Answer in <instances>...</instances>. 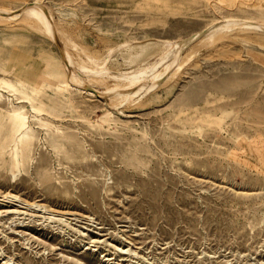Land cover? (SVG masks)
<instances>
[{
  "label": "rangeland",
  "instance_id": "374dc122",
  "mask_svg": "<svg viewBox=\"0 0 264 264\" xmlns=\"http://www.w3.org/2000/svg\"><path fill=\"white\" fill-rule=\"evenodd\" d=\"M28 1H41L73 42L39 31L33 18L0 14V108L4 116L24 104L33 135L20 163L0 148V264H264V27L225 29L214 46L191 38L172 78L133 98L109 96L113 103L86 86L104 91L114 80H85L93 73L77 65L107 57L111 72L128 70L154 60L162 39L211 21L264 24V0H0V8ZM64 43L85 84L59 83Z\"/></svg>",
  "mask_w": 264,
  "mask_h": 264
},
{
  "label": "bare ground",
  "instance_id": "6f19581e",
  "mask_svg": "<svg viewBox=\"0 0 264 264\" xmlns=\"http://www.w3.org/2000/svg\"><path fill=\"white\" fill-rule=\"evenodd\" d=\"M45 6V5H44ZM43 5H42V3H41V1H40V3L39 2H37V1H28V2H26V3H24L21 7H19L18 9H17V11L16 10H13V11H7V10H5V9H3V8H0V14H5V17L7 18V20H9V17H10V19H11V17H15L16 16V18L18 19V17H17V15L19 16V18H21V16L22 15H24V16H22V17H24V18H26V20L28 19V18H33L32 20H33V24L32 25H35L36 24V26L37 27H42V28H38V29H40L39 31H41L43 28L45 29H43L42 31H47L48 30V33H49V35H50V31H52V28H54L55 29V27H53V26H55V25H52V22H51V12H49V11H47V8H45ZM7 9V8H6ZM10 10V9H9ZM19 14H21V15H19ZM11 15V16H10ZM2 16V15H1ZM1 16H0V20L1 21H5L6 19L4 18L3 20H2V18H1ZM13 17V18H14ZM28 17V18H27ZM228 18H223L222 20L221 19H219V21H215V22H213V21H211L212 22V24H208V26L205 28L204 27V29L202 30L201 29V31L200 32H196V33H194L193 35H191V34H189L188 36H185V37H183V38H180V39H177V40H175V39H162L161 40V42L160 43H162V48H160L159 50H161L159 53H156V54H158L156 57H155V59L154 60H149V61H145V59H143V61H145V62H143V63H141V64H139V65H137L136 64V67L134 66L133 68H131V69H129L128 68V70H121V71H118V72H111V70H109L108 68H107V66L105 65V60H106V58H105V60H97V61H94V63H93V61H92V59H91V56H90V61H89V59H83V58H81V57H78V58H80V60L78 61V59H77V65H78V67L79 68H81V69H83V70H88V71H91V73H93V74H87L86 73V75H88V76H90L89 78H88V76H87V78L85 79V80H90V81H92L91 80V78H95L94 80H95V83H96V81L97 80H101L100 78H104L105 79V77H101L100 75H102V74H107L109 77H111L114 81H110L111 83L112 82H114V83H112V84H110V83H107L106 84V82H105V84L106 85H104V81H100V82H103V85L105 86V89H104V91H99V90H97V89H95V87L93 88V87H88V86H86V91H89V93H94V94H96V95H101L102 93H107L108 94V98H109V96H110V98L113 100V99H117L118 101H120V100H125V99H129V98H133V96L135 95V94H137V93H139L140 91H142L144 88H145V91L147 92V90H146V88L148 89H152L153 88V86L155 87V84H157V83H155V78H158V77H162V78H167V77H171V75H175V71H176V69H177V67L179 66V63H182V62H184L183 61V59H182V62H179V60H181L180 59V57L182 56V50L187 46V45H190L191 43H192V40L194 41V40H198V45H200V44H202V43H204V40L203 41H201L202 43H200L199 41V39H208V40H206L205 42L207 43L206 45H208V43H210L209 45L210 46H212L213 45V42L214 41H217V39L216 40H214L213 38H215V37H220V36H222V35H220L222 32L224 33V31H225V29H228L229 30V32H228V30H226V32H228V33H230L231 32V29L230 28H232V27H242V26H244L245 25V27L247 28V27H249V28H247L248 30H252L251 29V27H253L254 29L253 30H255V31H257V29L256 28H260V27H264V24L263 23H261L262 21H260V23H256L255 21H252V20H254V19H251V21L250 22H246L245 20H243V19H237V18H233V17H229V16H227ZM24 18H21V20L23 21V19ZM239 18V17H238ZM15 19V18H14ZM217 19V20H218ZM244 19H246L245 17H244ZM250 19V18H249ZM18 20H20V19H18ZM256 20V19H255ZM24 21H25V19H24ZM29 21V20H28ZM21 22V21H20ZM26 22V21H25ZM32 22V21H31ZM36 22V23H35ZM264 22V21H263ZM29 23V22H28ZM21 25H23L22 24V22L20 23ZM26 24H27V22H26ZM38 24V25H37ZM54 24V23H53ZM29 25V24H28ZM30 26H31V24H30ZM33 27V26H32ZM37 27H33L34 29H36ZM58 27V26H57ZM201 28V27H200ZM203 28V27H202ZM246 28H242L243 30H245ZM38 29H36V30H38ZM60 29H62V30H60ZM236 29V28H235ZM234 29V30H235ZM247 29H246V31H247ZM50 30V31H49ZM56 30H58V28H56L55 29V32L56 33H58V32H61L62 33V31H63V33L65 32L64 31V29L62 28V27H60L59 28V30L58 31H56ZM238 30V29H237ZM237 30H235V33H237L236 31ZM259 30H262V29H259ZM259 30L257 31V32H259ZM54 31V30H53ZM233 31V30H232ZM239 31H241V28H240V30ZM249 31V32H250ZM263 31V30H262ZM245 32V31H244ZM243 31H242V33H244ZM248 32V31H247ZM246 32V33H247ZM42 33V32H41ZM44 33H46V32H44ZM59 34L60 35V39H64L63 41H66V45H68V44H70L71 42H70V40L67 38V36L66 35H64L63 33V35L65 36L64 38H61V35L62 34ZM239 33H241V32H239ZM239 33H237V35L239 34ZM245 33V34H246ZM43 34V33H42ZM52 34H54V33H52ZM69 34V33H68ZM225 34V33H224ZM224 34H223V37H224ZM253 34H255V33H253ZM252 34V35H253ZM264 34V33H263ZM46 35V34H45ZM186 35V34H185ZM240 35V34H239ZM238 35V36H239ZM244 34H242L241 36H243ZM69 36V38H70V36L71 35H68ZM183 36V35H182ZM227 36H230V34L228 35L227 34ZM226 36V37H227ZM233 36V34L231 35V37ZM247 36H249V34H247ZM52 37V36H51ZM53 37H55V34H54V36ZM223 37H221V38H223ZM66 38V39H65ZM191 38H193L192 40H191ZM233 38V37H232ZM239 38V37H238ZM252 38V37H251ZM54 39V38H53ZM67 39L69 40V42L67 41ZM211 39H213L214 41H212ZM223 39H228V38H223ZM234 39V38H233ZM233 39H231L230 38V40H233ZM236 39V38H235ZM147 40V39H146ZM145 40V41H146ZM151 40V39H150ZM211 40V41H210ZM219 40V39H218ZM229 40V39H228ZM246 40V39H245ZM251 40V39H250ZM72 42H73V38H72V40H71ZM141 41H143V40H141ZM144 41V42H145ZM157 41V40H156ZM158 41H160V40H158ZM208 41V42H207ZM210 41V42H209ZM153 42H155V41H153ZM242 43L244 42V41H241ZM248 42V40H246V43ZM249 42H254V40L252 39L251 41H249ZM68 43V44H67ZM122 43V42H121ZM143 43V42H142ZM141 43V44H142ZM196 43V42H195ZM200 43V44H199ZM255 43V42H254ZM260 43V42H259ZM262 43V42H261ZM74 44V43H73ZM73 44H72V46H73ZM120 44V43H119ZM137 44V43H136ZM145 44H146V42H145ZM150 44L151 43H147V45L148 46H150ZM157 43H155L154 45H156ZM193 44V43H192ZM251 44V43H250ZM249 43H248V45H250ZM64 45H65V43H64ZM65 45V50H64V48L62 49H60V54L62 55V58H63V63H62V65L64 64V68L65 69H67V71L63 68V70L61 69V71H62V74H64L65 75V77L63 76V78H65V79H63V80H61L60 79V82L59 83H64V84H62L61 86H63V85H65L66 86V84H67V82H69L68 80H72L73 82H75V81H79V82H81L82 83V81H83V79H81V73L79 72V68L78 69H76L74 66V69L72 68L71 70L68 68L69 67V65L71 64H75V60H76V57H77V52H75L74 54H76V55H74V56H76L75 57V59L73 58L72 59V56H73V54H71L73 51L72 50H70L71 52H69V50L66 48L67 46ZM79 45V44H78ZM122 45H128V46H130V47H132V46H134L135 45V43H133L132 42V44H131V42L129 43V42H124V44H122ZM196 45V44H195ZM203 45V44H202ZM216 45V44H215ZM263 45V44H262ZM69 46V45H68ZM79 46H81V45H79ZM78 46V47H79ZM120 46H121V44L119 45V48H120ZM146 46V45H145ZM151 46H152V44H151ZM191 46V45H190ZM194 46V45H193ZM197 46V45H196ZM195 46V47H196ZM201 46V45H200ZM200 46H197V47H200ZM214 46V45H213ZM255 46H256V44H255ZM77 47V48H78ZM82 47V46H81ZM113 47V46H112ZM112 47H110V51H111V48ZM117 47V49H118V45L116 46ZM122 47V46H121ZM124 47V46H123ZM160 47V46H159ZM205 48H206V46H204ZM261 47V46H260ZM72 48H74V47H72ZM105 48H107V46L105 47ZM126 48V47H125ZM188 48V47H187ZM187 48H186V50H187ZM209 48V47H208ZM68 51H67V50ZM69 49H71V48H69ZM83 49V48H82ZM144 49V48H143ZM146 49V48H145ZM148 49H151V47L150 48H148ZM189 49V48H188ZM190 49H191V47H190ZM189 49V50H190ZM193 49V48H192ZM197 49V48H196ZM195 49V50H196ZM108 50V52H110L109 51V48L107 49ZM120 50V49H119ZM147 50V49H146ZM158 50V51H159ZM92 51V50H91ZM126 51V50H125ZM130 51V50H129ZM137 51V50H136ZM170 51H172L171 53H170ZM188 51V50H187ZM191 52H193L192 50H190ZM190 51H188V54L186 53V51H185V53H186V56L184 55V52H183V55H184V57H185V60H186V57H187V55H189V54H191L190 53ZM78 52H80V51H78ZM106 52V51H105ZM104 52V53H105ZM115 52V51H114ZM127 52H128V50H127ZM81 53V52H80ZM83 53V54H82ZM81 54L82 55H84V54H86V52H82ZM111 53H113V52H111ZM116 53V52H115ZM137 53V52H136ZM138 53H139V51H138ZM143 53V52H142ZM141 52L139 53V54H142ZM146 52H144V54H145ZM155 53H153V54H155ZM169 53L171 54L170 55V57H169ZM106 54H108L107 52H106ZM114 54V53H113ZM129 54H133V53H129ZM144 54H142V55H144ZM155 54V55H156ZM109 55V54H108ZM134 55H135V53H134ZM194 55V54H193ZM73 56V57H74ZM78 56H79V54H78ZM85 56V55H84ZM94 56V55H93ZM92 56V57H93ZM138 56V55H137ZM103 57V56H102ZM105 57V56H104ZM110 57V56H109ZM133 57V56H132ZM132 57H130V58H132ZM140 57H141V55H140ZM148 57V56H147ZM169 57V58H168ZM94 58V57H93ZM129 58V59H130ZM139 58V57H138ZM137 58V59H138ZM150 58H151V56H150ZM149 57L147 58V59H150ZM108 59V58H107ZM115 59V58H114ZM134 59V58H133ZM132 59V60H133ZM136 59V58H135ZM134 59V60H135ZM136 59V60H137ZM86 60H88V61H86ZM95 60V59H94ZM125 60V59H124ZM126 60H127V58H126ZM133 60V61H134ZM135 60V61H136ZM61 61H62V59H61ZM129 61V60H128ZM128 61H127V63H128ZM131 61V60H130ZM135 61L133 62V63H135ZM138 61V60H137ZM90 62V63H89ZM93 63V65L91 66L90 64H92ZM24 63V62H23ZM51 63V62H50ZM126 63V64H127ZM139 63V62H138ZM22 64V63H21ZM20 64V65H21ZM129 64V63H128ZM2 65V64H1ZM29 64L27 63V66H28ZM51 65V64H50ZM57 65V64H56ZM76 65V64H75ZM130 65V64H129ZM3 66V65H2ZM16 66V65H15ZM19 66V65H18ZM58 67V66H57ZM72 67V66H71ZM25 68V67H24ZM31 68H32V66H31ZM49 68H51V67H49ZM110 68H113V67H110ZM117 68V67H116ZM181 68V67H180ZM12 70H13V68H11ZM53 69V68H52ZM9 70V69H8ZM51 70V69H50ZM54 70H57L56 68L54 69ZM21 71V70H20ZM52 71V70H51ZM58 71V70H57ZM61 71H60V74H61ZM112 71H115V69L114 70H112ZM116 71H117V69H116ZM12 72H15V73H17L18 75H19V68L18 69H15L14 71H12ZM35 72H33V73H31L32 75L34 74ZM45 73V72H44ZM51 73V72H50ZM84 73V72H83ZM14 74V73H13ZM26 74H27V72H26ZM30 74V75H31ZM41 74V73H40ZM85 74V73H84ZM14 75H16V74H14ZM17 75V82H19V84H21V86H25V85H23L25 82H23L24 81V79L22 78V77H20V75L18 76ZM43 75V74H42ZM46 75H48V72H47V74ZM51 75V74H50ZM23 76V75H22ZM24 76H25V74H24ZM37 76V75H36ZM35 76V74H34V77H36ZM85 76V75H84ZM38 77V76H37ZM44 77V76H43ZM43 77H41V78H43ZM28 78V77H27ZM29 78H30V76H29ZM40 78V77H39ZM106 78L108 79V77L106 76ZM110 78V79H111ZM166 78H165V82H167V80H166ZM172 78V77H171ZM31 79V78H30ZM111 79V80H112ZM168 79V78H167ZM93 80V81H94ZM162 80V79H161ZM169 80V79H168ZM33 81H34V79H33ZM46 81V80H45ZM44 81V82H45ZM49 81V80H48ZM72 81H70V82H72ZM106 81V80H105ZM163 81V80H162ZM7 83H8V85L9 86H14V87H16V88H18L19 90H20V88H21V86H19L18 87V84H17V86H16V84H13V83H11V82H9V81H6ZM17 82H15V83H17ZM42 82V81H41ZM51 82V81H50ZM99 82V83H100ZM37 83V82H36ZM43 83V82H42ZM80 83V85H82V86H84L83 84H85V82L83 81V84H81ZM88 83H89V81H88ZM93 83V82H92ZM162 83V82H161ZM31 84V83H30ZM39 84V83H38ZM41 84V83H40ZM51 84V83H50ZM49 83H48V86L50 85ZM94 84V83H93ZM93 84H91L90 83V85H93ZM96 84H98V82L96 83ZM28 85V84H27ZM45 85H47V84H45ZM95 85V84H94ZM99 85H101V83L99 84ZM41 86H42V84H41ZM60 86V85H59ZM28 87V86H27ZM31 87V86H30ZM44 87V86H43ZM50 87H52V86H50ZM54 87H58V86H54ZM53 87V88H54ZM71 87V86H70ZM79 87V86H78ZM15 88V89H16ZM26 88V87H25ZM32 88V87H31ZM40 88V87H39ZM66 88V87H65ZM80 88H83V87H80ZM34 88H32V90H33ZM64 88H62V90H63ZM79 89V88H78ZM77 89V90H78ZM148 89V90H149ZM150 89V90H151ZM12 90H14V88L12 89ZM23 90V89H22ZM27 90V89H26ZM40 90V89H39ZM43 90V89H42ZM84 90H85V88H84ZM103 90V89H102ZM24 91V90H23ZM34 91V90H33ZM64 91V90H63ZM35 92V91H34ZM26 93H29L28 91H26ZM25 93V94H26ZM36 93V92H35ZM38 93V92H37ZM36 93V94H37ZM40 93V92H39ZM142 93V92H141ZM30 94V93H29ZM93 94V95H94ZM35 95V94H34ZM42 95V94H41ZM39 95H37V97H38ZM65 96V95H64ZM66 96H68V95H66ZM102 96V95H101ZM24 97H27L26 99L27 100H29L30 101V96H25L24 95ZM1 98V97H0ZM109 98V99H110ZM33 99V98H32ZM108 100V102L110 101H112V100ZM116 100V101H117ZM114 101V100H113ZM113 101L111 102V103H113ZM107 102V101H106ZM45 103V102H44ZM108 104V103H107ZM4 105V103L3 102H0V107H2ZM30 105H31V107L34 109V110H39V105L38 106H36V104H34L32 101H30ZM4 107V106H3ZM22 107H24V104H20L19 106H17V105H15V106H12V107H8V108H5L6 110L4 111L3 110V112H5V115L3 116L2 115V109L0 108V148H2V149H6L7 151H9V153H11V159H12V162L13 163H15V164H17V163H20L21 162V160H22V158H23V154H24V151L27 149V147H28V145L30 144V142H31V140L33 139V135H32V130H31V124H30V122H29V115L22 109ZM41 107V106H40ZM38 108V109H37ZM42 109V108H41ZM48 110V109H47ZM49 111V110H48ZM244 141V140H243ZM245 142V141H244ZM243 148V150H244V148L245 147H242ZM0 156H4V154L3 153H1V155Z\"/></svg>",
  "mask_w": 264,
  "mask_h": 264
}]
</instances>
